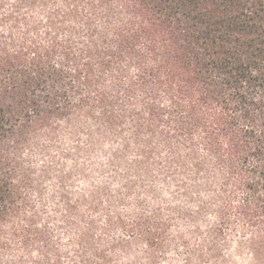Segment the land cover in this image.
<instances>
[{
    "label": "trees",
    "instance_id": "trees-1",
    "mask_svg": "<svg viewBox=\"0 0 264 264\" xmlns=\"http://www.w3.org/2000/svg\"><path fill=\"white\" fill-rule=\"evenodd\" d=\"M21 1L1 16L18 22ZM69 11L67 32L49 17L32 36L0 25V264L59 256L30 255L2 231L20 179L62 165L30 143L53 120L75 121L66 150L81 152L69 169L92 175L84 194L75 189L76 261L85 243L130 264L119 252L142 241L139 264H264V0H99ZM50 192L34 196L33 215L57 221L68 207ZM41 226L49 239L64 229Z\"/></svg>",
    "mask_w": 264,
    "mask_h": 264
},
{
    "label": "rangeland",
    "instance_id": "rangeland-1",
    "mask_svg": "<svg viewBox=\"0 0 264 264\" xmlns=\"http://www.w3.org/2000/svg\"><path fill=\"white\" fill-rule=\"evenodd\" d=\"M98 1L99 0H22L18 4L19 8L22 9V15L19 17L20 19H18V22H16V20H9V16L7 15H4V17L1 16L2 13L5 14L6 12L3 7H7L6 3L11 2V0H3L0 7V25L6 27V23H12V25L25 27L26 32L32 36V33L37 32L40 34V30H43L42 26L46 24V19L49 17L50 24L57 33L67 32L66 29H69L71 26H76L75 20L70 16L69 10H76V14L80 16V9L82 6L92 3L96 4ZM73 123L75 124V121L69 124L65 121L53 120L50 126L40 130L36 137L33 135L29 137L31 139L30 143H40L46 146L47 150L36 156L43 158L48 156L47 159H49V157H56L54 158L55 161L62 165L60 167L57 166L56 170L46 169L43 172H39L36 167H33V169L31 168L32 173L29 175L31 178L30 181H21L20 179V182L16 185V196L19 198V207L14 211L13 216L8 217L3 223L4 229L2 227V231L5 233V237H9L13 240L14 247L20 248L23 245L22 242H24L30 255L37 250H58V257L42 259V261L36 264H112L115 257L108 256L112 258L106 259L96 257L91 254L92 249L88 248L85 243H82V245L87 249V254L82 262L76 261L70 253L72 249H77V244L79 243V238L75 236V229L70 223V220H72L71 215L76 219L80 216L77 212L81 211L84 207L79 205L83 202L81 198L82 193L78 196L77 194L75 195V189H83L84 194V192L88 190L87 182L92 180V175L82 167H79L78 170H76V167L69 169L73 163L77 162V159L73 155L81 152L72 151L69 153L68 149L66 150V148H68L66 141L69 140V133L67 132L72 130ZM80 127L83 126L81 125ZM85 131L86 130H83V132ZM78 137L79 139H84L83 134H79L75 139H78ZM79 144L83 145L81 142L77 145ZM81 145L79 146L82 149ZM31 151H34L32 145L29 150H23L21 157H28L27 155H29ZM80 160L83 161V158ZM53 186H55L56 190V193H54L55 201L64 204L66 208L68 207V213H64L63 208L58 209L59 212L54 215L57 221L48 219L42 213H38V216L33 215L34 211L39 207L37 203L34 207V196H39L41 201L44 202V199L50 196V190ZM72 186L73 188H71ZM130 191L134 192L133 189ZM77 200L80 202H77ZM49 202L51 203V200H49ZM48 221L52 228L54 227L53 225L64 228L51 239H49L48 233L40 232L42 229L41 225H45ZM23 228H26L28 231H23ZM94 232L95 231H93L91 235H94ZM57 237L59 239H56ZM43 247H45V250ZM142 247H144V242L135 241L134 245L125 248L126 250H124V253L119 252V254L121 253L120 260H123L125 263L127 259V262L130 264H139V261H142V258H144V255L141 253ZM106 254L108 255V253ZM5 261L7 264H12L8 259H5ZM157 261L159 264L172 263L170 260L163 261V259L158 258ZM25 262L24 264H34L29 261V257L25 259ZM13 264L22 263L16 262Z\"/></svg>",
    "mask_w": 264,
    "mask_h": 264
}]
</instances>
